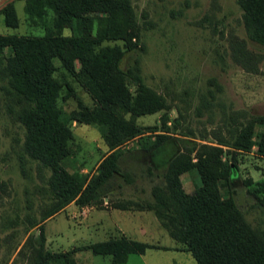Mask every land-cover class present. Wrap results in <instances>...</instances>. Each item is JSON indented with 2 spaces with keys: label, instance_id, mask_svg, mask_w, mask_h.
I'll use <instances>...</instances> for the list:
<instances>
[{
  "label": "rangeland",
  "instance_id": "1",
  "mask_svg": "<svg viewBox=\"0 0 264 264\" xmlns=\"http://www.w3.org/2000/svg\"><path fill=\"white\" fill-rule=\"evenodd\" d=\"M27 1L32 0H0V34H41L40 27L25 13ZM125 1L138 32L137 39L132 38L134 44L129 48H124L121 39L103 41L101 45H117L123 49L119 68L124 72L128 91L133 93L143 84L159 95L165 106L133 120L131 125L139 133L115 147L113 177L103 195L85 205L149 208L152 212L157 208L159 217L154 215L159 222H166L164 213L177 208V199L165 190L164 164L155 166L153 162L157 161V154L161 159L170 152L164 142L157 149L151 148L158 139L157 133H163L174 137L181 152L189 154L192 160L200 151L198 144L219 146L222 161L231 164L232 170L227 185L220 188V195L232 198L253 231L264 232V208L256 198L261 195L260 183L264 181V157L255 152L254 136L247 150L227 145L238 130L251 121L255 129V119L264 116V44L247 35L236 0ZM7 6L14 12L15 25L6 24ZM62 32L70 33L68 28ZM235 38L243 42V54L238 51L239 43L235 48L231 46ZM236 48L249 63L234 59ZM31 64L39 67L40 58H32ZM78 65L75 60L70 74L58 66L53 74L63 77L71 87L59 101L62 119L71 131V152L63 165L68 170L77 168L75 175H90L109 152L100 129L106 127L113 114L98 111L90 124L68 119L79 109L78 102L90 110L93 106L84 86L74 77ZM8 78L0 64V264H34L39 236L43 237V250L59 252L75 247L73 255H77V264H110L109 255L93 254L86 245L118 236V227L141 242L173 243L161 223L159 227H153L148 221L141 225L115 211L94 208L80 213L77 207L80 205L72 201L69 206L65 207L67 203L61 206L53 216L40 220L41 213L49 210L57 199L48 183L50 169L24 153L26 128L20 114L27 105L23 106L25 101L16 94ZM65 93L66 90L61 92ZM120 118L129 121L128 114ZM192 171L179 176L180 186L188 196L203 188L197 173ZM153 189L158 190L154 196ZM163 194L168 199L161 205ZM49 264L61 262L55 258ZM119 264L196 262L187 251L151 247L142 254H128Z\"/></svg>",
  "mask_w": 264,
  "mask_h": 264
},
{
  "label": "trees",
  "instance_id": "2",
  "mask_svg": "<svg viewBox=\"0 0 264 264\" xmlns=\"http://www.w3.org/2000/svg\"><path fill=\"white\" fill-rule=\"evenodd\" d=\"M236 1L242 10L247 35L264 44V0ZM25 7V13L35 26L40 27L41 34H0V64L16 94L27 103L23 102V106H27L20 114L26 128L24 153L50 169L48 183L57 201L41 213L42 220L51 217L70 201L85 205L102 196L116 170L115 147L139 133L137 127L131 125L133 120L141 114L163 108L165 103L143 84H139L133 93L128 91L124 72L119 68L123 49L117 45H101L103 41L121 39L124 48H129L131 43L134 44L132 38L137 39L138 32L125 0H32L27 1ZM5 8L6 24L15 25L12 8ZM63 28H68L70 33L64 34ZM84 40L87 43H83ZM236 40L231 46L235 48L239 43L238 51L243 54V42ZM239 54L234 56L235 60L249 63ZM34 57L40 58L39 67L32 66ZM75 60L79 65L74 77L84 86L93 106L90 110L78 102L79 109L68 119L90 124L98 111L106 110L113 114L111 121L105 123L106 127L100 129L109 152L97 164L96 172L90 175H75L77 168L68 170L63 165L71 152V131L62 119L59 101L71 87L53 71L58 66L64 71H72ZM63 90L67 91L64 95L61 94ZM124 114H128L129 121L120 118ZM255 124L257 127L253 129V121L247 123L227 145L236 150H247L254 136L255 152L264 157V116L257 117ZM157 136L151 148L157 149L164 142L169 148L167 152H170L169 156L166 153V157L161 159L157 154L156 160L166 168L165 190L177 199V208L164 213L167 221H160L169 236L178 243L174 248L189 252L196 264H264V232L253 231L232 198L220 195V188L227 185L232 171L231 164H226L220 157L221 148L200 143V151L192 160L189 154L181 152L174 137L163 133H157ZM190 169L197 173L203 188L199 193L188 196L180 186L179 176ZM260 190L261 195L256 198L264 208V181L260 183ZM157 191L153 189V196ZM166 199L164 194L160 196L161 205ZM155 213L159 214L157 208ZM42 242L43 237L39 236L34 264H49L55 258L60 259L61 264H76L75 247L59 252L48 251L42 249ZM86 247L93 254L109 255L110 264H119L130 253L142 254L147 248L160 246L119 232L118 236H109Z\"/></svg>",
  "mask_w": 264,
  "mask_h": 264
},
{
  "label": "crops",
  "instance_id": "3",
  "mask_svg": "<svg viewBox=\"0 0 264 264\" xmlns=\"http://www.w3.org/2000/svg\"><path fill=\"white\" fill-rule=\"evenodd\" d=\"M153 163H154L155 166L156 165L159 166V163L157 161L154 160ZM69 205H71V202L67 203L65 205V207L69 206ZM72 205H74V204H72ZM77 207H78V210H79L80 213L83 212V210H90L91 208L101 209V210H105V211H115L118 215H123L124 217L126 216L129 219L132 218V220H135V221L141 223V225H143L144 222L148 221L149 224L152 225L153 227L161 226L159 220L154 215V212H152V210L149 209V208H144V209L140 208L139 210H132V209H129V208H119V207H115V206L111 207V206H107L105 204L102 205L100 208H95V207H93V205H89V206L88 205H85V206L84 205H82V206L80 205V206H77ZM86 212L87 211H84V213H86ZM117 229H118L119 232H121L124 235H126L121 227H118ZM166 233H167V231H166ZM168 236H169V234H168ZM128 237H130V236H128ZM169 238L171 240H173V243H171V241H168L170 243L167 244V245H159L158 243L155 244V243L152 242V240L149 243L148 242H145V243L155 244V245H159L160 246V247H156V248H162V249L172 250V251H183V250L175 249L174 247H177L178 244L174 241L173 238H171V236H169ZM132 239H136V238H132ZM154 242H158V241L154 240ZM163 247H165V248H163ZM74 258H75V262H76V258H77L76 254L74 255ZM76 264H77V262H76Z\"/></svg>",
  "mask_w": 264,
  "mask_h": 264
}]
</instances>
